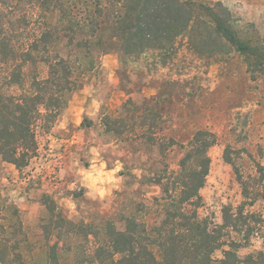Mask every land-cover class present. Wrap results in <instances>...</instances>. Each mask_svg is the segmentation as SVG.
I'll return each instance as SVG.
<instances>
[{
    "label": "trees",
    "instance_id": "obj_1",
    "mask_svg": "<svg viewBox=\"0 0 264 264\" xmlns=\"http://www.w3.org/2000/svg\"><path fill=\"white\" fill-rule=\"evenodd\" d=\"M206 34H216L239 51L252 73L264 71V38L250 40L220 4L199 0H0V156L22 171L39 150L38 128L49 132L85 79L99 71L107 44L126 54L168 48L186 34L200 49ZM220 50H215V52ZM130 103V102H129ZM161 113L150 102L118 118L105 115L109 132L140 138L165 151L179 144L158 133ZM218 135L195 131L177 170L158 169L140 183L161 188L153 207L160 220L149 222L150 206L96 222L72 220L50 194L42 195L43 240L33 239L14 208L0 204V264H264V250L242 253L264 227V214L247 211L248 180L237 168L245 201L225 205L223 221L202 218L201 189L210 170L209 150ZM225 149V159L234 164ZM14 206H12L13 208ZM44 249L43 258L33 250Z\"/></svg>",
    "mask_w": 264,
    "mask_h": 264
},
{
    "label": "rangeland",
    "instance_id": "obj_2",
    "mask_svg": "<svg viewBox=\"0 0 264 264\" xmlns=\"http://www.w3.org/2000/svg\"><path fill=\"white\" fill-rule=\"evenodd\" d=\"M199 1L223 6L244 38H264V0ZM201 41L197 49L183 34L171 47L135 54L107 44L98 73L85 79L49 132L38 128L39 150L31 163L20 171L0 156V204L9 206L8 214L18 209L33 239L43 240L44 193L76 222L136 212L139 203L150 206L146 220H160L153 204L161 188L138 180L160 168L177 170L182 144L200 128L216 132L218 143L209 150L199 215L221 223L225 205L237 208L245 201L237 168L248 180L250 196L257 195L246 212L264 214V71L252 73L245 57L216 34L204 33ZM150 102L161 113L159 135L179 144L162 151L109 132L103 123L105 115L142 112ZM227 147L234 164L224 157ZM253 250H264V227L242 253ZM33 254L43 258L44 249Z\"/></svg>",
    "mask_w": 264,
    "mask_h": 264
}]
</instances>
